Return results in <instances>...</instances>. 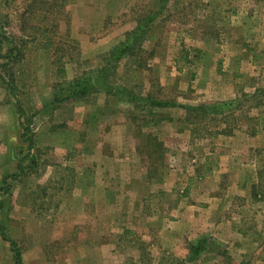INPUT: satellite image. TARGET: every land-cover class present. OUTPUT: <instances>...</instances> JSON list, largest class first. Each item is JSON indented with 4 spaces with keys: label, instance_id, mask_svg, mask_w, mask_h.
Segmentation results:
<instances>
[{
    "label": "rangeland",
    "instance_id": "374dc122",
    "mask_svg": "<svg viewBox=\"0 0 264 264\" xmlns=\"http://www.w3.org/2000/svg\"><path fill=\"white\" fill-rule=\"evenodd\" d=\"M0 37L23 264H264V0H0Z\"/></svg>",
    "mask_w": 264,
    "mask_h": 264
},
{
    "label": "crops",
    "instance_id": "0c3cea01",
    "mask_svg": "<svg viewBox=\"0 0 264 264\" xmlns=\"http://www.w3.org/2000/svg\"><path fill=\"white\" fill-rule=\"evenodd\" d=\"M21 123L17 121L11 104L7 101L6 92L0 83V183L3 177L13 174L12 163H15V170L17 169V159L20 155H15L13 150L17 147L14 145L22 142L21 140ZM183 208H179V219L174 224L173 228L178 231L164 232L163 236H172L175 242H179L182 236V229L193 230L196 228L194 220L190 217H183Z\"/></svg>",
    "mask_w": 264,
    "mask_h": 264
},
{
    "label": "trees",
    "instance_id": "16d2710c",
    "mask_svg": "<svg viewBox=\"0 0 264 264\" xmlns=\"http://www.w3.org/2000/svg\"><path fill=\"white\" fill-rule=\"evenodd\" d=\"M36 1H38V0H36ZM33 7L35 9L36 2L31 3V5H29V7L27 8V11L32 12L33 11ZM2 39H4V38L0 37V59L3 62H5V63H0V72H1V70L7 68L8 65L10 64V59L8 58V56H4L2 54V41H3ZM5 40H8V37H6ZM18 53H19V51H18ZM18 56L19 55H16V57H18ZM0 83H1V85L3 87L5 86L7 88V90H9V92L11 93V96H12L13 95L12 93H14L13 87L8 81H6L3 78V76L1 74H0ZM95 90L96 89H94V90L92 89V91H95ZM85 93H88V91L87 90H83L79 94H85ZM72 97H76V96L73 95ZM69 99H70V96H66V97H64V99H61V97L60 98L58 97L57 99H55V101H57L58 103H61L63 101H69ZM153 104H155V105L157 104V106H161L162 105L161 103H153ZM17 112L20 113V110H17ZM21 129H22L21 140L23 142L27 143L28 150H31L32 149V141L26 137V135L28 133V129H27V127L23 126L22 124H21ZM257 154L259 155L260 152L257 151ZM23 159H25V157ZM211 165H212V160L209 157V158H207V160H206V162L204 164V174L203 175L209 174L212 171V169H214L216 167V166L212 167ZM17 171L19 172V174L22 171V167H21L20 164L17 166ZM203 175L199 176V178H202ZM17 176H18V174L13 175V176L10 175V176L3 177V179H2V181L0 183V197L2 195H6V194L10 193L11 186H10L8 181L10 179L17 178ZM257 177H258V182L253 187H255L254 189L260 190V192L254 193L253 196H254V198L258 197L259 198L258 201L259 200L261 201V200H264V199H262V195H264V170L259 171L257 173ZM1 209H2V204L0 202V211H1ZM0 237H1L2 241H4V242L9 244V246L11 248V251L13 253L14 264H23L22 263V255H21L20 250L18 249L15 241L11 240L7 236V233H6L5 229H4V227L1 225V223H0ZM205 243H206L205 239L198 240L197 242H195V244L190 246L189 253L193 257L199 256L204 251L203 247H204Z\"/></svg>",
    "mask_w": 264,
    "mask_h": 264
}]
</instances>
